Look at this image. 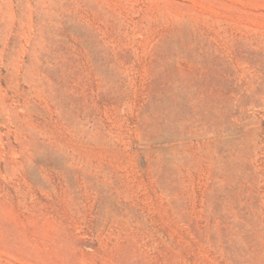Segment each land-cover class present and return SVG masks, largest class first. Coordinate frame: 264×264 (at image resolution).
I'll use <instances>...</instances> for the list:
<instances>
[{
    "label": "rangeland",
    "instance_id": "374dc122",
    "mask_svg": "<svg viewBox=\"0 0 264 264\" xmlns=\"http://www.w3.org/2000/svg\"><path fill=\"white\" fill-rule=\"evenodd\" d=\"M0 264H264V0H0Z\"/></svg>",
    "mask_w": 264,
    "mask_h": 264
},
{
    "label": "bare ground",
    "instance_id": "6f19581e",
    "mask_svg": "<svg viewBox=\"0 0 264 264\" xmlns=\"http://www.w3.org/2000/svg\"><path fill=\"white\" fill-rule=\"evenodd\" d=\"M175 47V46H174ZM175 79V81L176 80H178V78H174ZM177 91V92H176ZM174 93H173V95H172V103H170V106H171V108H172V110H177L178 109V105H179V103H178V101H176V100H179L180 98L179 97H181L182 96V91L181 90H176ZM177 98H179V99H177ZM167 105H168V103H167ZM205 129V128H204ZM83 134V133H82ZM202 135H203V133H202Z\"/></svg>",
    "mask_w": 264,
    "mask_h": 264
}]
</instances>
